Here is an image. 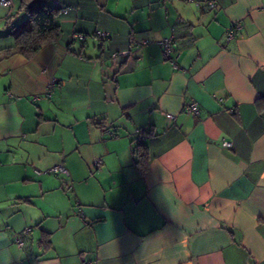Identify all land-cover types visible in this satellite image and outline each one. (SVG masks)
Returning <instances> with one entry per match:
<instances>
[{"label": "crops", "instance_id": "obj_1", "mask_svg": "<svg viewBox=\"0 0 264 264\" xmlns=\"http://www.w3.org/2000/svg\"><path fill=\"white\" fill-rule=\"evenodd\" d=\"M208 1L60 0L30 56L0 4V264H264V0Z\"/></svg>", "mask_w": 264, "mask_h": 264}, {"label": "trees", "instance_id": "obj_2", "mask_svg": "<svg viewBox=\"0 0 264 264\" xmlns=\"http://www.w3.org/2000/svg\"><path fill=\"white\" fill-rule=\"evenodd\" d=\"M63 7L74 8L62 4L60 0H57V3L55 0H18L17 10L27 15L28 24H23L14 31L15 48L30 56L45 43L58 39L59 27L55 19L62 15L60 11ZM256 104L259 108L264 109V95L257 99ZM138 132H141L140 129ZM135 152L137 155L135 164L143 171L145 168L141 164L145 160V145L138 141Z\"/></svg>", "mask_w": 264, "mask_h": 264}, {"label": "built area", "instance_id": "obj_3", "mask_svg": "<svg viewBox=\"0 0 264 264\" xmlns=\"http://www.w3.org/2000/svg\"><path fill=\"white\" fill-rule=\"evenodd\" d=\"M55 2L57 3V0H55ZM11 0H0V4L2 6H5V7H10L11 6ZM214 1L213 0H209L208 1V6L210 8H212L214 6ZM75 10L74 8H71V7H63L60 11V13L62 15H68L69 12ZM240 23L239 22H235L231 27L228 28L227 30V35L229 37H232L234 35V31L235 30H238L240 28ZM95 34L101 38V39H104L106 37H108V32L106 31H103V30H96L95 31ZM73 38H78L80 40H84L85 39V36L83 34H80V33H76V34H73ZM173 41H174V35H170L168 37H165V38H162L160 41H158V44L159 46L161 47L162 51H163V54L165 56V58H167V60L174 66V67H177V59H178V53L175 54V55H171V52L173 50ZM149 42L148 39H145V38H142L140 39L139 41L135 40V39H130V43H135V44H140V45H144V44H147ZM125 53V52H124ZM119 55H121L119 52H114L111 54V58L112 59H116L117 57H119ZM184 110L187 112V113H190V114H198L199 112V106L196 102H190V103H187L185 104L184 106ZM167 117L169 118H173V116H171L170 114H167ZM138 131V130H137ZM109 134H111V132H109ZM223 145L224 146H227V147H230L232 145V142L231 141H228V140H223L222 141ZM51 172H60V171H63L65 172V168L62 164H58L52 168H50ZM29 231V228H26L22 234H19V235H16L15 237V242L19 245V246H22L23 243H24V240H23V234L27 233ZM82 264H93L91 261L89 260H86L85 258H83L82 260Z\"/></svg>", "mask_w": 264, "mask_h": 264}, {"label": "rangeland", "instance_id": "obj_4", "mask_svg": "<svg viewBox=\"0 0 264 264\" xmlns=\"http://www.w3.org/2000/svg\"><path fill=\"white\" fill-rule=\"evenodd\" d=\"M11 1H13V7H12V9H13V12H14V18H15V20H18L20 17H24V20H21L20 22H17V24L16 25H20V23L22 24V22L23 21H25L26 19H27V16L25 15V13L24 12H18L17 11V7H18V2L16 1V0H11ZM0 37H2V35H0ZM97 39V38H96Z\"/></svg>", "mask_w": 264, "mask_h": 264}]
</instances>
